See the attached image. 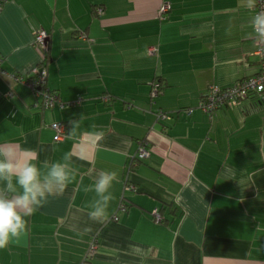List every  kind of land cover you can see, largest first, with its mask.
I'll list each match as a JSON object with an SVG mask.
<instances>
[{
	"label": "crops",
	"instance_id": "crops-1",
	"mask_svg": "<svg viewBox=\"0 0 264 264\" xmlns=\"http://www.w3.org/2000/svg\"><path fill=\"white\" fill-rule=\"evenodd\" d=\"M254 15L248 0H0V146L42 172L71 153L74 170L0 264H264V89L212 116L199 106L209 86L260 72ZM39 31L45 86L64 103L50 109L23 82L42 60ZM142 140L149 155L138 159ZM101 171L118 182L94 222L84 188Z\"/></svg>",
	"mask_w": 264,
	"mask_h": 264
},
{
	"label": "clouds",
	"instance_id": "clouds-1",
	"mask_svg": "<svg viewBox=\"0 0 264 264\" xmlns=\"http://www.w3.org/2000/svg\"><path fill=\"white\" fill-rule=\"evenodd\" d=\"M255 0H248L251 9ZM251 25L256 38L264 43V12L252 17ZM70 134L79 128L80 121H72ZM98 137L102 134L96 133ZM32 159H35L33 154ZM71 153H65L62 161L44 162L41 169L30 160L18 157L13 146H0V249L7 247L10 241L19 239L26 230L27 219L47 202L49 196L65 191L74 170L69 167ZM118 182L115 171H101L94 183L84 188L85 192H94L95 197L89 205V219L102 222L107 215L113 195L110 189Z\"/></svg>",
	"mask_w": 264,
	"mask_h": 264
},
{
	"label": "built area",
	"instance_id": "built-area-1",
	"mask_svg": "<svg viewBox=\"0 0 264 264\" xmlns=\"http://www.w3.org/2000/svg\"><path fill=\"white\" fill-rule=\"evenodd\" d=\"M169 9V6L166 4H163L160 7V13L161 15L166 13ZM100 10V9H99ZM264 12V0H255V14ZM83 36L82 34H80ZM46 39V33L44 31H40L37 33L35 40L39 45L45 44ZM257 53L260 56L261 59V68L260 72L253 77L245 78L241 81H239L236 85H233L231 87L227 88H220L215 85L209 86L207 89L205 95L201 98L200 101V108L209 116L214 115V113L222 108L231 106L234 103H236L239 99L246 97L249 93H261L264 89V43L260 42L257 39ZM44 46V45H43ZM154 48H149V52H154ZM1 73V69H0ZM32 75H36V79L33 81L25 80L23 81L26 85H28L31 89H33L36 93V95L39 97V102L37 105H39L42 109H50L53 106L60 104L61 106L64 105V103H61L59 101L57 94L54 92L48 91L46 87H42L46 83V70L44 68H39V66H35L32 68L31 72ZM16 80H20L19 78H16ZM156 95V88L154 87L151 90V96ZM81 99L79 98L78 101ZM70 104V103H69ZM192 109H188L186 111L187 114L191 113ZM55 128L57 130V139H60L62 137V134H64V126L62 124L55 125ZM149 151L147 148V141L142 140L139 142L138 148H137V154L136 157L138 159H143L148 157ZM125 190L134 191L135 186L134 185H126ZM126 205L124 203V200L121 199L119 210H125ZM153 216L155 221H159L161 219V216L158 214V212L155 210L153 211ZM95 249V241H91L89 246V251L92 252ZM84 264H87V259L85 260Z\"/></svg>",
	"mask_w": 264,
	"mask_h": 264
},
{
	"label": "trees",
	"instance_id": "trees-1",
	"mask_svg": "<svg viewBox=\"0 0 264 264\" xmlns=\"http://www.w3.org/2000/svg\"><path fill=\"white\" fill-rule=\"evenodd\" d=\"M168 11H169V9H168ZM167 11V12H168ZM95 13H98V14H100L101 12H102V10L100 9L99 10V8L98 9H95V11H94ZM167 12L166 13H164V14H162V17H166L167 16ZM161 14V13H160ZM40 32V31H39ZM39 32H37V33H39ZM37 33H35V35H34V38H33V44L35 45V47L39 50V49H41L42 48V60L40 61V63H39V65H37V66H39V68H43V65L47 62V60H48V51H49V48H48V45H46V44H43V45H45L44 47H43V45H39L37 42H36V40H35V37H36V35H37ZM1 58V57H0ZM36 79V75H31L30 77H29V79H28V81H33V80H35ZM151 86H152V89L155 87L156 88V95L155 96H158L159 94H161L162 93V90L165 88V83H164V81H162V79L160 78V79H155V81L151 84ZM46 87V86H45ZM46 89H48L47 87H46ZM151 89V90H152ZM48 91H51L50 89H48ZM51 92H54V91H51ZM55 93V92H54ZM206 93V92H205ZM205 93L203 94V96L205 95ZM254 93V92H253ZM262 93V92H261ZM261 93H259V94H261ZM56 94V93H55ZM252 93H249L247 96H249V95H251ZM150 95H151V91H150ZM58 96V95H57ZM155 96H151V97H155ZM202 96V97H203ZM54 107V106H53ZM222 108H225V107H222ZM123 200H124V197L122 198ZM124 203H125V205H126V202L124 201ZM170 207L172 208V206L171 205H169V206H166V207H161L160 208V210L158 209V212L160 213V216H161V219L158 221V222H165L166 220H167V218L165 217L166 215H165V213L167 212L166 210L167 209H170ZM120 211H123V210H120ZM173 213H175V209H173L172 208V210H171ZM164 216H163V215Z\"/></svg>",
	"mask_w": 264,
	"mask_h": 264
},
{
	"label": "bare ground",
	"instance_id": "bare-ground-1",
	"mask_svg": "<svg viewBox=\"0 0 264 264\" xmlns=\"http://www.w3.org/2000/svg\"><path fill=\"white\" fill-rule=\"evenodd\" d=\"M42 87H44L45 88V85H43ZM157 212H158V209L156 210ZM158 214L160 215V213L158 212Z\"/></svg>",
	"mask_w": 264,
	"mask_h": 264
},
{
	"label": "rangeland",
	"instance_id": "rangeland-1",
	"mask_svg": "<svg viewBox=\"0 0 264 264\" xmlns=\"http://www.w3.org/2000/svg\"><path fill=\"white\" fill-rule=\"evenodd\" d=\"M81 33H79V35H80ZM146 158H147V156H146ZM144 159V158H143Z\"/></svg>",
	"mask_w": 264,
	"mask_h": 264
},
{
	"label": "water",
	"instance_id": "water-1",
	"mask_svg": "<svg viewBox=\"0 0 264 264\" xmlns=\"http://www.w3.org/2000/svg\"><path fill=\"white\" fill-rule=\"evenodd\" d=\"M46 40H47V39H45V44H46Z\"/></svg>",
	"mask_w": 264,
	"mask_h": 264
}]
</instances>
